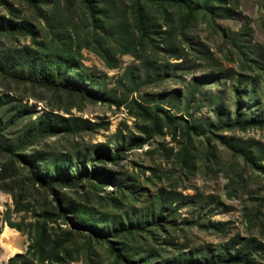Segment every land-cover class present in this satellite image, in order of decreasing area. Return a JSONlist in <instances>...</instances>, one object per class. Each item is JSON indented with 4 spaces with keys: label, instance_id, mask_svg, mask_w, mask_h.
<instances>
[{
    "label": "rangeland",
    "instance_id": "1",
    "mask_svg": "<svg viewBox=\"0 0 264 264\" xmlns=\"http://www.w3.org/2000/svg\"><path fill=\"white\" fill-rule=\"evenodd\" d=\"M99 1L103 11L82 0H0V264L28 245L34 253L41 232L63 242L71 257L66 264H126L115 258L116 250L135 242L138 249L163 245L167 257L174 246L163 240L185 251L216 247L235 235L264 244V161L252 165L226 144L264 150V128L210 134L202 123L213 121L214 111L197 106L210 89L221 93L230 116L235 107L229 86L242 75L255 99L240 113L252 105L250 113L264 116V0H211L195 11L166 0ZM58 54L75 64L74 70L61 68L64 79H85L87 90L102 96L14 76L28 68L46 75V59ZM205 73L218 76L195 95L189 114H181L192 78ZM175 92L177 108L168 104ZM149 101L201 128L187 134L182 121L152 123L141 108ZM37 123L55 130L35 133ZM74 155L86 169L75 184L55 186L54 194L31 180L30 169L44 171ZM159 191L183 200L164 206L153 241L140 233L109 243L72 228L57 212L65 203L103 218L140 210Z\"/></svg>",
    "mask_w": 264,
    "mask_h": 264
},
{
    "label": "trees",
    "instance_id": "2",
    "mask_svg": "<svg viewBox=\"0 0 264 264\" xmlns=\"http://www.w3.org/2000/svg\"><path fill=\"white\" fill-rule=\"evenodd\" d=\"M210 1L211 0H166L169 5H180L188 11H195L197 8H203ZM82 2L85 3L88 9L100 6L99 10H104L102 1L82 0ZM93 2H95V4ZM142 17H144V12H142ZM102 52L103 54L101 56L106 58L104 55L105 49H102ZM120 52H123V50ZM46 63L49 64L47 69H45L46 75H42L39 71H34L32 68H28L25 71H13L15 72L14 76L19 79L39 84L46 88L79 94L80 96L91 93V91H88L85 86V79H82L83 81H79V79H77L78 76L75 75L72 79L73 82H70L62 77L63 72H61V68L70 67L74 70V63L70 62L69 64L68 61L63 60L62 56L59 54L55 57L51 56L49 60L46 59ZM113 64L116 65V62ZM2 66L6 68V66ZM171 66L178 67L182 66V64L174 63ZM9 69H13V67L11 66ZM217 76L218 75H210L206 73L201 76H194L192 78L190 89L185 94L186 101L183 109L179 112H181V114H189V110L191 108L190 104L194 101L195 95L201 92L202 86L208 82V80H216ZM131 83L133 84L134 82L131 80ZM244 83L249 84L250 81L243 79L242 75H235L229 86V91L234 98L233 106L235 107L234 112L230 116L227 112H225L224 101L222 100L221 93H213L210 89H208L205 94L206 99L202 102H197V106H202L204 104L210 106L214 111V120L202 123L204 132L216 135V132L233 129L243 131L249 128H264V116L250 113L252 105H248L246 107L245 113H240V107L243 106V104L255 99L253 88H246ZM213 85H218L219 88L223 87V85H220L218 82H214ZM103 92H106L104 86ZM175 93L176 94L168 104L177 108L180 99L178 94L179 92ZM101 94L103 93H91V95L96 99L100 98L99 96H102ZM242 99H244V101H242ZM152 102L153 101H149L148 103H151L150 105L146 103V105H142L141 107L143 115L146 119L152 121V123L158 122L160 118H163V120L169 124L175 123L176 121H182L180 124L187 134L189 131L195 133L198 128H201V124L197 122L196 126L188 125V123L186 124L185 119H183V115H171L169 113V109L164 108L160 101ZM197 106L194 108H197ZM54 128L55 127L52 125L37 123L34 128V132L44 133L49 130L53 131L55 130ZM218 138L221 139V137ZM120 144H122L121 141L117 143V146H120ZM226 144L231 146L235 152L240 153L246 160L250 161L252 165L257 162L264 161V150L260 149L257 145L246 144L244 146H236L230 145L228 142H226ZM72 160H75V164L77 166L76 170H73L72 168ZM61 161L64 165H62V163L56 164L54 162L44 171L39 172L30 169L29 173L31 180L39 184L40 187L46 188L51 193L55 194V186H70L75 184L77 179L82 174H85L86 169L84 168L83 163H80V157L78 155H74V158H71V160L62 159ZM65 162H68V164H65ZM80 167H82L81 171L78 169ZM262 170H264V168H262ZM182 200L183 197L178 195L177 198L173 192L159 191L156 194L154 201L150 202L147 206L141 208L140 210H136L135 207H129L120 213H105L103 214V218H95L94 214H84L78 210L76 205H68L65 203L57 209V212L67 224L72 226V228L85 229L97 238L106 240L109 243H111V238H123L126 235L136 236L140 233L150 235L153 241V235L155 234L152 233V230L160 226V219L163 218L162 211L164 210V206H171L174 201H177V204H180ZM178 201L180 202L178 203ZM171 210H173V208H171ZM67 214H73V216H76L75 220H72L67 216ZM44 234V232H41L38 238L34 240V253L30 255L29 249L31 248V245H28V249L25 253H16L8 259L6 264H42L44 261H49L51 264H66V260L64 258L70 260L71 257L64 248L63 242H59L57 239H50L49 236ZM122 244H124V242ZM162 244L174 246V251L170 253L171 255L166 254L168 256L170 255L169 257L164 256L166 249L163 245H151L147 246V249H138L135 246V242L130 245L125 244L122 249L116 250L115 258L119 260H126V264H264V244L254 238L243 239L238 235H235L227 241L218 244L216 247L204 244L189 248L187 251L184 249L180 250L178 247L175 248V244L168 240H163ZM112 250L114 251L115 248H112ZM35 254L38 257L36 261L32 259V256H35ZM256 254L260 255L263 261H258L255 257Z\"/></svg>",
    "mask_w": 264,
    "mask_h": 264
}]
</instances>
